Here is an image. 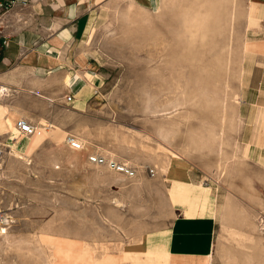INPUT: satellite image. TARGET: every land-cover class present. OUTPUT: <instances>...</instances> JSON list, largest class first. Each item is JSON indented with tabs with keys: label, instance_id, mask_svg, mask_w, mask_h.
Instances as JSON below:
<instances>
[{
	"label": "rangeland",
	"instance_id": "374dc122",
	"mask_svg": "<svg viewBox=\"0 0 264 264\" xmlns=\"http://www.w3.org/2000/svg\"><path fill=\"white\" fill-rule=\"evenodd\" d=\"M245 1L112 0L61 77L1 76L0 264H168L140 245L176 217L178 161L221 187L210 264H264V168L247 160L236 113ZM87 71L81 96L66 79ZM20 118L50 127L23 135Z\"/></svg>",
	"mask_w": 264,
	"mask_h": 264
},
{
	"label": "crops",
	"instance_id": "0c3cea01",
	"mask_svg": "<svg viewBox=\"0 0 264 264\" xmlns=\"http://www.w3.org/2000/svg\"><path fill=\"white\" fill-rule=\"evenodd\" d=\"M110 2L32 0L29 9L12 16L13 38L9 47L0 48V78L26 72L37 78L44 74L51 79L61 77L63 62H71L75 56L74 43L88 36ZM245 13L246 41L236 102L239 138L247 160L264 168V0H246ZM89 77L87 71L75 78L68 76L66 82L84 96ZM9 84L14 89L17 86L15 82ZM168 177L176 217L170 226L150 233L140 246L147 251L167 252L168 264H210L221 187L200 180L197 171L183 161L170 165Z\"/></svg>",
	"mask_w": 264,
	"mask_h": 264
},
{
	"label": "built area",
	"instance_id": "2783aa9c",
	"mask_svg": "<svg viewBox=\"0 0 264 264\" xmlns=\"http://www.w3.org/2000/svg\"><path fill=\"white\" fill-rule=\"evenodd\" d=\"M32 0H5L0 1V48L9 47L10 41L13 38V26H12V16L15 12L25 11L30 8ZM19 23V20H17ZM9 92L8 88L0 87V95H7ZM67 101H72V96H66ZM47 128V127H43ZM16 129L19 133L23 135H38L41 134L42 128L30 123L24 118H20L16 122ZM64 141L73 150H84L85 144L74 134L66 133ZM88 160L92 164L96 165H106L111 170L124 174L127 177L136 176V168L131 164L118 160L113 157H108L107 155L99 151H91L88 154ZM150 172L155 175L154 169H150Z\"/></svg>",
	"mask_w": 264,
	"mask_h": 264
},
{
	"label": "bare ground",
	"instance_id": "6f19581e",
	"mask_svg": "<svg viewBox=\"0 0 264 264\" xmlns=\"http://www.w3.org/2000/svg\"><path fill=\"white\" fill-rule=\"evenodd\" d=\"M39 127H40V126H39ZM46 127H50V126H46ZM41 128H42V127H41ZM49 129H50V128H49ZM41 130H42L41 134L44 133V131H46L45 128H42ZM16 153H17V152H16ZM14 155H16V154H14ZM17 157H19V156H17ZM2 230H3L2 233H6V232H7V230H6L5 228H2Z\"/></svg>",
	"mask_w": 264,
	"mask_h": 264
}]
</instances>
